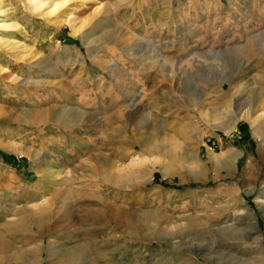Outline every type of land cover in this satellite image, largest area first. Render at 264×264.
I'll use <instances>...</instances> for the list:
<instances>
[{
	"label": "rangeland",
	"instance_id": "374dc122",
	"mask_svg": "<svg viewBox=\"0 0 264 264\" xmlns=\"http://www.w3.org/2000/svg\"><path fill=\"white\" fill-rule=\"evenodd\" d=\"M29 1L0 0V264H264V0Z\"/></svg>",
	"mask_w": 264,
	"mask_h": 264
},
{
	"label": "bare ground",
	"instance_id": "6f19581e",
	"mask_svg": "<svg viewBox=\"0 0 264 264\" xmlns=\"http://www.w3.org/2000/svg\"><path fill=\"white\" fill-rule=\"evenodd\" d=\"M30 3H34V5H35V8L37 9V11L39 12L40 10L42 11H44V14L45 15H50L51 16V14H54L59 8H62V6H63V4L64 3H66V1H53V2H51V3H48V2H46L45 0H30L29 1ZM59 11V10H58ZM71 26V25H70ZM9 27H11V26H9L8 24H0V28H9ZM13 28H14V26H12ZM72 30L74 31L73 33H75L76 32V29L74 28V26H72ZM253 42V41H252ZM257 46H259V45H257ZM256 46V47H257ZM259 48V47H258ZM9 78H12V75H10L9 76ZM40 115V114H39ZM41 118V119H40ZM40 118H39V120H41V121H44L45 119H47V114L46 113H42L41 115H40ZM74 120V119H73ZM76 122V121H75ZM254 190V189H253ZM255 191V190H254ZM252 194V191L251 192H249V194ZM35 218V217H34ZM37 222V221H36ZM41 223L43 222V221H40ZM37 253H39V252H37ZM40 254H41V252H40ZM23 257V256H22ZM37 257V256H36ZM24 260V259H23ZM22 260V261H23ZM38 261V259L36 260V262ZM34 263V262H33ZM25 264H31L29 261H28V263L25 261Z\"/></svg>",
	"mask_w": 264,
	"mask_h": 264
},
{
	"label": "crops",
	"instance_id": "0c3cea01",
	"mask_svg": "<svg viewBox=\"0 0 264 264\" xmlns=\"http://www.w3.org/2000/svg\"><path fill=\"white\" fill-rule=\"evenodd\" d=\"M235 4H237V3H235ZM250 5H251V9L254 11V9L252 8L253 3L251 2ZM252 14H253V13H251V15H250V21H251L250 24H251V25H252V23H253V21H254V17L252 16ZM257 18H258V17L256 16V19H255L256 22H257ZM262 20H264V17H262ZM251 27H252V26H251ZM256 30H257V29H256ZM256 36H258V34H257ZM253 37H255V35L251 34V35H250V39H252ZM261 39H262V38H261ZM262 42H263V44H264V39H262ZM250 51H251V50H250ZM251 53H252V51H251Z\"/></svg>",
	"mask_w": 264,
	"mask_h": 264
}]
</instances>
